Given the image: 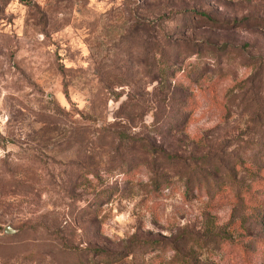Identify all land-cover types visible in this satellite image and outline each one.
Wrapping results in <instances>:
<instances>
[{
	"label": "rangeland",
	"instance_id": "obj_1",
	"mask_svg": "<svg viewBox=\"0 0 264 264\" xmlns=\"http://www.w3.org/2000/svg\"><path fill=\"white\" fill-rule=\"evenodd\" d=\"M0 264H264V0H0Z\"/></svg>",
	"mask_w": 264,
	"mask_h": 264
},
{
	"label": "water",
	"instance_id": "obj_2",
	"mask_svg": "<svg viewBox=\"0 0 264 264\" xmlns=\"http://www.w3.org/2000/svg\"><path fill=\"white\" fill-rule=\"evenodd\" d=\"M13 229H11L9 226H4V228H3V232L4 233H7V234H11V233H13Z\"/></svg>",
	"mask_w": 264,
	"mask_h": 264
},
{
	"label": "trees",
	"instance_id": "obj_3",
	"mask_svg": "<svg viewBox=\"0 0 264 264\" xmlns=\"http://www.w3.org/2000/svg\"><path fill=\"white\" fill-rule=\"evenodd\" d=\"M122 134H123L122 132H118L117 133L118 138H121L123 136Z\"/></svg>",
	"mask_w": 264,
	"mask_h": 264
}]
</instances>
